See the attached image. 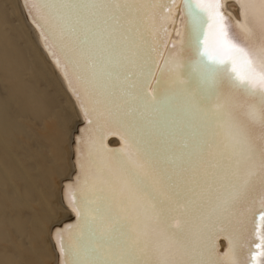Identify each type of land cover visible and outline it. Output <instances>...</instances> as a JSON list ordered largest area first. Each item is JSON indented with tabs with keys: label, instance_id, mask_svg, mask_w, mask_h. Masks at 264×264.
Here are the masks:
<instances>
[{
	"label": "snow or ice",
	"instance_id": "obj_1",
	"mask_svg": "<svg viewBox=\"0 0 264 264\" xmlns=\"http://www.w3.org/2000/svg\"><path fill=\"white\" fill-rule=\"evenodd\" d=\"M238 2L180 0L177 39V0L26 3L87 121L61 264H264V0Z\"/></svg>",
	"mask_w": 264,
	"mask_h": 264
},
{
	"label": "bare ground",
	"instance_id": "obj_2",
	"mask_svg": "<svg viewBox=\"0 0 264 264\" xmlns=\"http://www.w3.org/2000/svg\"><path fill=\"white\" fill-rule=\"evenodd\" d=\"M3 1L8 7L0 5V264H61L57 234L77 222L71 199L78 191V147L83 149L77 140L87 137L81 132L87 121L56 55L29 17L25 5L32 0ZM221 3L239 22L238 0ZM172 21L169 38L177 39L180 0ZM103 144L121 148L118 132H108ZM216 244L223 254L227 241L221 236Z\"/></svg>",
	"mask_w": 264,
	"mask_h": 264
},
{
	"label": "rangeland",
	"instance_id": "obj_3",
	"mask_svg": "<svg viewBox=\"0 0 264 264\" xmlns=\"http://www.w3.org/2000/svg\"><path fill=\"white\" fill-rule=\"evenodd\" d=\"M0 5L2 6V8L4 9V11L7 9V7H8V4L6 3V2H4L3 0H0ZM12 20L13 18L12 17H10V16H8V20ZM5 28H8L7 26H5ZM9 29V28H8ZM10 30V29H9ZM9 30H7V33L8 34H11V30L9 31Z\"/></svg>",
	"mask_w": 264,
	"mask_h": 264
}]
</instances>
